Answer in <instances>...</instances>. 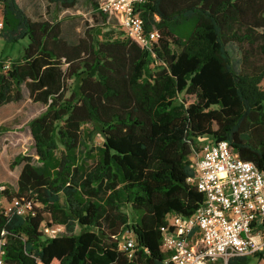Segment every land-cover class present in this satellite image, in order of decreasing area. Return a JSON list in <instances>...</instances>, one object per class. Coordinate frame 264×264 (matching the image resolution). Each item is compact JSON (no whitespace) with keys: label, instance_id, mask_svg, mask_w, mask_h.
<instances>
[{"label":"trees","instance_id":"16d2710c","mask_svg":"<svg viewBox=\"0 0 264 264\" xmlns=\"http://www.w3.org/2000/svg\"><path fill=\"white\" fill-rule=\"evenodd\" d=\"M47 1L73 9L80 0ZM137 11L147 31L160 32L154 57L122 30L114 37L89 24L69 43L60 22L32 20L17 0H0V38L28 40L9 66L0 60V107L22 101L23 85L46 106L30 123L40 166L17 157V189H0V198L19 204L0 206L5 264H165L167 216L190 217L205 201L187 184L198 138L226 141L264 171V0H151ZM190 22L187 35L173 33ZM96 132L103 143L87 172L80 148ZM27 203L32 211L19 215ZM43 223L66 233L47 238ZM126 231L136 237L133 258L119 249ZM251 258L264 253L228 264Z\"/></svg>","mask_w":264,"mask_h":264},{"label":"built area","instance_id":"2783aa9c","mask_svg":"<svg viewBox=\"0 0 264 264\" xmlns=\"http://www.w3.org/2000/svg\"><path fill=\"white\" fill-rule=\"evenodd\" d=\"M151 0H104L99 11L108 21H115L125 36L150 56H155L160 32L147 31L137 6ZM3 27L0 16V29ZM203 141L200 158L191 165L194 173L187 184L204 195L201 208L192 216L170 214L161 229L162 249L168 255L165 264H224L234 258L264 253V171L243 161L226 141ZM196 154V150L193 156ZM18 206V202L13 203ZM12 207V208H13ZM32 211L31 203L17 213ZM47 238L66 233L60 224L41 226ZM119 249L133 258L136 237L126 231ZM6 233L0 235V264H5Z\"/></svg>","mask_w":264,"mask_h":264},{"label":"rangeland","instance_id":"374dc122","mask_svg":"<svg viewBox=\"0 0 264 264\" xmlns=\"http://www.w3.org/2000/svg\"><path fill=\"white\" fill-rule=\"evenodd\" d=\"M102 1L104 0L92 1V4H98ZM18 2L22 7L30 2L32 3L31 7H33L34 10L42 9L44 5L46 6V4H48L46 0H18ZM87 7H89V3L81 0L72 13L74 16H76V10H80L81 12L83 11V13L87 14V11L89 10ZM55 13L57 12L54 10H52V15H49V12H47V18L54 21ZM40 16V18H38L43 19V16ZM65 16L72 17L71 13H68ZM86 18L89 19V16L87 15ZM82 25L84 29L85 26H87V23L85 25L84 22ZM193 26V22L186 23L182 26H179L178 28H174L173 33L179 36L187 35L189 32H191ZM83 29L80 31V34L81 32L83 33ZM106 31L110 30L107 29L103 32ZM113 32L116 37H122V32L120 29H115ZM27 45V39L22 40L18 44L14 45L8 43L7 40L0 38V60H3L6 66H9L10 61L22 55L23 49L27 47ZM174 50L177 51V48L174 47ZM260 87L264 90V80L260 84ZM22 93V101L18 103H10L0 107V189L5 187L10 190L17 189L18 178L22 168V164L12 168V164L17 157H32L33 163L37 166H40L38 157L35 154L30 123L46 110V106L42 103L33 101L25 85L22 86ZM181 99L185 100L188 104L194 103L196 101L195 97L186 95H181L180 100ZM87 130L92 131V126H88ZM197 141L198 146L196 148V154L190 158L191 165L200 158L202 145L204 143L201 140ZM102 143L103 138L97 132L93 135L92 140L85 138V141L80 148V163L87 172L92 170L97 164L99 160L98 148L102 146ZM89 151L91 152L90 157L87 155ZM13 205L14 204L9 203L5 198H0V206L3 210L9 211ZM124 212H126L129 216V226H132L136 221L135 215L133 214L130 207L124 208ZM76 230L79 232V227H77ZM124 238L125 234H122L121 241H123ZM249 264H264V260L251 258Z\"/></svg>","mask_w":264,"mask_h":264},{"label":"crops","instance_id":"0c3cea01","mask_svg":"<svg viewBox=\"0 0 264 264\" xmlns=\"http://www.w3.org/2000/svg\"><path fill=\"white\" fill-rule=\"evenodd\" d=\"M47 1V0H46ZM85 2L89 3V7H87L89 10L86 13H83V11L81 12L80 10H76V13L74 16V14L72 13L75 8L73 9H63L60 6L56 5V4H51L48 1V4H46V6L44 5L42 7V9H38V10H34L32 6V3L28 2L27 4H25L23 7L19 4L18 0L17 3L19 5V7L25 11V13L32 19V20H41L39 19L42 15L43 16V20H48L50 22H60L61 23V27H62V36L63 38L69 42V43H76L78 41V39L80 37H82L83 33L80 31L83 29V23L85 22V25L87 23V25L89 24V26H96L98 28H102L103 31L109 29L110 31H113L115 29H120L119 26H117V24L115 23V21L111 20L108 21L107 19L105 20L104 17L105 16H100V11L98 10V8L96 6H94L92 4V1H96V0H84ZM81 2V0L79 1ZM52 10H54L55 13V20H49L47 18V12H49V15H52ZM41 12V13H40ZM71 13L72 17L70 16H65L66 14ZM87 15L89 16V19L86 18ZM40 16V17H39ZM97 19V22H95V19ZM39 17V18H38ZM84 17V18H83ZM103 19H104V23H103ZM81 20V22H80ZM77 23H76V22ZM80 22V24H79ZM87 28V26H85V28L83 30H85ZM121 30V29H120ZM114 37H116L114 35ZM218 263H222L224 264L222 261H219L215 264Z\"/></svg>","mask_w":264,"mask_h":264}]
</instances>
